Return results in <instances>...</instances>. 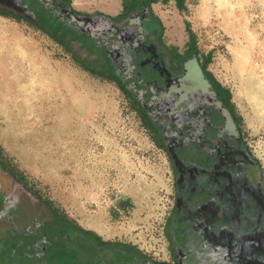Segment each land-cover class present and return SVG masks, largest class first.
I'll return each mask as SVG.
<instances>
[{
	"label": "rangeland",
	"instance_id": "1",
	"mask_svg": "<svg viewBox=\"0 0 264 264\" xmlns=\"http://www.w3.org/2000/svg\"><path fill=\"white\" fill-rule=\"evenodd\" d=\"M69 1L81 13L117 17L123 12V0L113 8L112 0ZM152 11L170 49L191 54L192 34L197 59L228 91L241 135L264 172V0H182L181 8L174 0H158ZM0 20L56 81L44 84L42 98L26 100L22 90L8 83L15 74L0 62V156L34 193L78 226L169 260L167 219L174 203V175L164 144L170 142L167 128L160 121L162 141L138 103L114 82L85 70L46 33L24 21ZM54 86L59 89L56 100ZM40 100L44 110L55 105L42 122L16 114ZM19 233L0 232V264L33 261L34 238L27 236L22 243ZM80 246L70 252L49 248L43 262H106L92 261L90 249Z\"/></svg>",
	"mask_w": 264,
	"mask_h": 264
},
{
	"label": "flooded vegetation",
	"instance_id": "2",
	"mask_svg": "<svg viewBox=\"0 0 264 264\" xmlns=\"http://www.w3.org/2000/svg\"><path fill=\"white\" fill-rule=\"evenodd\" d=\"M29 2L0 0V5L17 12L45 0ZM153 4L142 2L111 20L84 13L96 15L90 22L84 19L91 25L89 34L98 38L91 44L107 48L120 74L132 81L158 137L165 139L160 121L170 137L164 144L174 175V203L167 219L171 257L157 260L143 252L145 257L135 264H264V172L241 135L226 89L193 54L163 43ZM59 7L65 16V8ZM72 22L86 31L80 18L73 16ZM69 47L74 46L69 42ZM44 211L22 175L0 156V232L34 238L31 264H44ZM24 260L18 263L30 264ZM107 263L114 264L111 255Z\"/></svg>",
	"mask_w": 264,
	"mask_h": 264
},
{
	"label": "trees",
	"instance_id": "3",
	"mask_svg": "<svg viewBox=\"0 0 264 264\" xmlns=\"http://www.w3.org/2000/svg\"><path fill=\"white\" fill-rule=\"evenodd\" d=\"M17 1L20 2L21 0ZM29 1L31 4H36V0ZM156 1L158 0H123V11L135 9L140 6L142 2L150 4L151 2L155 3ZM162 1L168 2L169 0ZM174 1L177 7H182V0ZM59 6L65 8V16H63V10ZM0 16L12 18L17 21H24L46 33L57 43L69 50L72 56H74L85 70L98 77L114 82L119 89H121L124 94L131 97L135 103H140L135 95L136 93L131 88L130 84L132 81L130 79L126 80V76L120 74L116 65L118 64V61L112 57L110 58L108 54H106V47L101 46L99 49L96 48L94 44H91V41L92 43L98 41V38H94L89 34L91 31L89 28V26L91 27L89 22L93 20V17L95 18L96 15L91 17L90 15L74 10L69 0H45L43 5L40 3L33 8L30 6L29 10L17 12L11 11L8 6L0 5ZM73 16L80 18L84 23V19L89 21L87 24H84L86 31L82 29L83 27L81 28L73 22L70 23ZM97 16L104 20H111L113 18L117 19V17H120V15L117 17H110L103 13H98ZM156 22L159 26V36L162 37L163 27L161 21L157 17ZM189 34L191 44L189 48H191V54L197 58L194 38L191 33ZM69 42L74 47L70 48ZM78 52L80 53L78 54ZM202 66L205 67L203 64ZM207 74L212 78V75L209 72H207ZM226 92L229 97L227 90ZM33 195L38 199V202L43 205L45 210L43 214H40H42L41 226L44 235L48 238V247L46 250L49 248H55V250L57 249L58 251L70 252L71 250L75 251V249L78 248L77 246H80L79 243H83L80 247L85 250L87 247L90 249L89 258L92 259V261L94 258L99 259V261H104L106 259V262L103 264H108L107 258L109 255L113 257L114 264H135L136 262L139 263L142 261V257H145L143 251L138 250L135 245L121 241L103 240L94 232L78 226L65 214L54 208L50 202L41 198L40 195L34 192ZM37 213L39 214V212ZM37 213L33 211V215ZM34 217L37 218L36 216ZM39 219H41V217ZM25 225L26 224H23V227ZM16 236L18 240L23 243L25 238L29 235L20 233L19 235L16 234ZM96 252H102V254L97 255L95 254ZM84 264H87V262ZM88 264H90V261H88ZM95 264H98V261H96Z\"/></svg>",
	"mask_w": 264,
	"mask_h": 264
},
{
	"label": "bare ground",
	"instance_id": "4",
	"mask_svg": "<svg viewBox=\"0 0 264 264\" xmlns=\"http://www.w3.org/2000/svg\"><path fill=\"white\" fill-rule=\"evenodd\" d=\"M117 2H118L117 0H112L109 4V6H110L109 8H113L117 4ZM37 60L38 59L36 57H34L33 52L30 50V48L27 47L26 44H24L20 40H18L17 34L14 32H11V30L9 28H7L6 26H4L0 20V62L8 68L7 73H14L15 74L14 79H10L8 83L14 89L19 88L20 90H22L24 92L26 100L33 101L35 99L42 98L45 95V91H43V88H42L44 86V84L48 83V82L52 83L55 81V80H53V78L50 79L49 75L47 76L46 72L44 71L43 63L41 61L38 62ZM62 82L60 85L61 88H62ZM54 88H55V95H53V97L56 100L58 97V94H59L58 93L59 89L56 86H54ZM19 89H18V91H19ZM11 94H13V93H11ZM10 98H12V97H10ZM39 102L40 103H38V102L32 103L34 105V108H32V104L30 105V107L18 108L16 114H23L24 118L27 121H29L30 116H32L33 119L36 118V122H38V121L42 122L43 118H45L46 115L49 114V116H50L51 112L54 113V109L52 107H54L55 105L51 106V104H49L50 107L47 108V110H44L43 101L40 100ZM14 105H15V103H14ZM26 105H27V103H26ZM56 111H59V110H56ZM2 112L4 113V110H2ZM38 117H40V118H38ZM58 120H60V119H58ZM39 124H41V123H39ZM12 125H14V124H12ZM18 128H19V126H18ZM19 133L20 132H18L17 134H19ZM38 134H40V133H38ZM62 136H64V135H62ZM64 139H66V138H64ZM47 140H48V138H47ZM41 143H43V142L41 141ZM46 144H48V143H46ZM58 151H59V149H58Z\"/></svg>",
	"mask_w": 264,
	"mask_h": 264
},
{
	"label": "crops",
	"instance_id": "5",
	"mask_svg": "<svg viewBox=\"0 0 264 264\" xmlns=\"http://www.w3.org/2000/svg\"><path fill=\"white\" fill-rule=\"evenodd\" d=\"M127 243V242H126ZM132 244V243H131ZM132 245H134V244H132Z\"/></svg>",
	"mask_w": 264,
	"mask_h": 264
}]
</instances>
